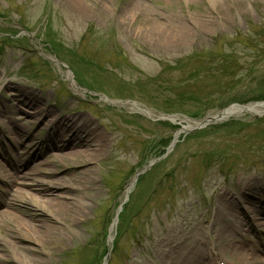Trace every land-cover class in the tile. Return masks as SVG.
I'll return each instance as SVG.
<instances>
[{
    "label": "rangeland",
    "instance_id": "1",
    "mask_svg": "<svg viewBox=\"0 0 264 264\" xmlns=\"http://www.w3.org/2000/svg\"><path fill=\"white\" fill-rule=\"evenodd\" d=\"M76 1L81 8L70 0H0V150L12 143L21 154L20 170L0 154V175L55 168L57 160L46 120L16 109L17 88L38 97L51 111L46 119L85 116L104 139L83 190L86 217L72 227L51 222L58 229L45 245L17 242L37 252L3 239L17 241L1 215L13 211L3 200L14 191L0 176V255L42 259L23 264H174L162 240L169 237L192 256L184 264H195L190 245L203 238L196 244L204 259L244 264L221 253L217 231L231 232L236 221L216 207L239 201L247 180L264 189V103L256 105L264 102V0ZM213 56L228 74L215 70ZM234 103L261 112L197 127ZM19 132L31 150L19 135L10 138ZM69 166L59 165L56 176ZM236 231L260 258L246 264H264V216Z\"/></svg>",
    "mask_w": 264,
    "mask_h": 264
},
{
    "label": "bare ground",
    "instance_id": "2",
    "mask_svg": "<svg viewBox=\"0 0 264 264\" xmlns=\"http://www.w3.org/2000/svg\"><path fill=\"white\" fill-rule=\"evenodd\" d=\"M70 1L73 4L76 3L80 8L82 7L81 4L77 3L78 1ZM140 11L143 12V10ZM144 18L147 21L150 20V17L146 14ZM164 33L165 31H161L158 38H164ZM15 93L21 97V99L15 98L18 101V106L20 105L28 109L33 108L32 111L24 110L25 113L32 114L35 120L40 118L41 120L42 118L46 120V125L50 127L51 136L49 142L53 148L57 149V153L52 154L53 157H57V160L53 161L55 168L44 170L33 168L34 170H30V173H19L15 175H9L4 171V174L1 173L0 175L3 179L10 177V185L7 186H11V190L13 189L14 194L17 193L19 195V198H15L17 196H15L10 189H7L11 194L8 193L9 195L3 200V203H5L6 207L12 208L13 211L8 212L4 210L1 214L3 218L5 216L3 222L6 226H10L15 232L14 238L17 239V241L9 240L5 237L3 239L13 250L37 252V249L20 245L17 242L25 240L33 243H43L45 245L46 235H53L54 230L58 229V227L51 222L63 221L67 226L70 225L72 227L75 223L82 222L86 217V206L81 200L88 197L90 194L83 192V190L86 185L93 182L94 169L91 165V161L99 157L104 145V139L102 133L89 118L85 116L64 117L57 114L54 115L53 118L49 117L46 119L51 111L39 107L37 104V96L20 88L15 89ZM18 106H16V109L21 110V107ZM244 111L261 112L256 105H235L207 119H211L212 121L219 120ZM173 120L174 119H172V121ZM9 133L11 134V132ZM14 135L15 136H10V138L17 141L19 135L21 144L25 146V152L31 150L34 146L33 142L24 145V139L22 137L25 134L19 132V134L15 133ZM177 136L178 133L175 135V138ZM1 144L2 142H0V146ZM12 146H14L12 143L5 144V150H0V154L2 156H9V164L11 167L20 170L21 166L19 163L21 154H18L16 149ZM68 164L72 166L67 167V169H62V173L56 176L58 174L57 167L59 165L63 167ZM16 177H19L21 180H16ZM257 184L258 183L254 180L245 181V188L239 201H236L233 205L232 200H229L230 198L221 199L219 205L217 204L216 207V212H218L221 217H225V214L234 215L235 213L236 223L230 224L232 226L231 232H226L225 230L221 232L222 229L217 231V236L222 238H220L221 240L219 239L221 241L220 247L223 249L221 253L229 252L232 263L242 262L246 264V262H260V258L256 257L257 250L254 246L253 249H244L241 243L246 242L247 239L240 237L238 240L236 238L238 235L236 230H240L242 225L247 222L250 223V221L255 222L257 219L264 216V189L256 188ZM223 196L226 197V194L223 193ZM241 203H244L245 207L249 205L254 207V209L250 207H246L245 209L243 207L242 209ZM23 207L25 209H23ZM255 207H258V209H255ZM36 212L40 213L37 214ZM252 227H254V225L250 226V228ZM112 237V228H110L109 242L112 241ZM166 239L169 241L167 245L169 246L168 252L172 253L171 255H173L174 262L176 260L175 263L184 264L188 258L192 257L190 254L180 250L179 242H177L176 239L170 240L169 237H166L162 240L164 241ZM199 240L203 241V238L195 240V243L192 242L190 245L192 248L191 251L194 253V263L213 264L209 262V258H203L202 250L196 244ZM214 250L218 251L219 248L213 247L212 251ZM177 253H181L179 254L180 257ZM165 254H167V252ZM205 254L209 253L206 252ZM212 254L214 260L217 259L216 254H214V252H212ZM33 260L40 261L42 259L38 257L35 260L28 255L22 256L18 253L16 259L7 261L5 256L0 255V264H23L24 262H33Z\"/></svg>",
    "mask_w": 264,
    "mask_h": 264
},
{
    "label": "trees",
    "instance_id": "3",
    "mask_svg": "<svg viewBox=\"0 0 264 264\" xmlns=\"http://www.w3.org/2000/svg\"><path fill=\"white\" fill-rule=\"evenodd\" d=\"M210 63H213L216 67H215V70L216 71H219V72H221V73H223V74H228L227 73V69H226V65L225 64H223V63H225L224 61H222L220 58L219 59H217V58H215L214 56L211 58V62ZM177 64V63H176ZM175 64V65H176ZM193 74V73H192ZM194 75L195 76H197V75H199L198 73H194Z\"/></svg>",
    "mask_w": 264,
    "mask_h": 264
},
{
    "label": "water",
    "instance_id": "4",
    "mask_svg": "<svg viewBox=\"0 0 264 264\" xmlns=\"http://www.w3.org/2000/svg\"><path fill=\"white\" fill-rule=\"evenodd\" d=\"M264 102H261V103H259L260 105H262ZM235 105H237V106H243V105H239V104H231L230 106H235ZM209 122H212V120L211 119H205V120H203L202 122H200L199 123V125L197 126V127H202L203 125H205V124H207V123H209Z\"/></svg>",
    "mask_w": 264,
    "mask_h": 264
}]
</instances>
